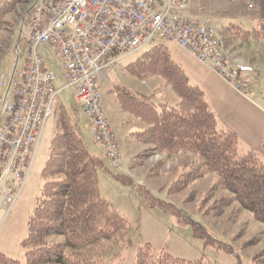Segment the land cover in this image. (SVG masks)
I'll return each mask as SVG.
<instances>
[{
    "label": "rangeland",
    "instance_id": "1",
    "mask_svg": "<svg viewBox=\"0 0 264 264\" xmlns=\"http://www.w3.org/2000/svg\"><path fill=\"white\" fill-rule=\"evenodd\" d=\"M7 1L0 0V7ZM247 1L252 0H189L186 12L187 15L194 16L196 21L213 28L223 41L230 62L238 63L237 65H243L240 57L249 61L250 55H241V52H237L240 41L227 34L223 27L233 22L249 29L256 24V14L253 9L246 8ZM32 2L33 0H22L12 12L3 16L5 21L0 26V79L4 82L8 81L9 74L13 71L17 47L20 45L19 48L22 49L27 13ZM159 42L168 47L173 60L182 65L191 81H196L194 72L204 70V67L184 49L174 42L162 39L152 41L107 68L104 79L98 83V90L101 106L117 144L120 156L118 162H113L108 157L106 147L96 143L81 109L74 107L73 91L64 87V77L52 58L50 48L38 47V52L47 67L56 76L54 88L61 89L53 102V114L43 126L26 183L9 213L3 219V212L0 213V253L24 261L26 248L21 242L27 234V220L44 182L41 172L48 157L50 140L56 130V112L63 107L76 121L89 153L99 160L97 178L100 196L108 200L113 209L132 226L127 235L131 244L111 247L99 263L132 264L138 247L148 243L156 251H165L185 260L201 259L205 264H264V224L256 221L249 211L240 209L237 203L217 214L219 207H215V201L228 193L226 190H219L213 196L209 193L210 186L216 178L214 174H207L180 190L170 191V186L187 169L188 165L183 164L189 163L191 155L167 157L150 151L148 145L136 141L132 136V133L141 130L144 124L121 110L114 92L115 86L150 96L157 104L162 102L174 104L178 101L161 77L153 76L140 80L129 74L125 67L142 51ZM258 42L249 50L253 59L263 64L264 40ZM261 75L259 81L252 84V76L248 75L249 93L251 99L264 110V68ZM217 126L231 130L220 123ZM239 141L241 152L252 149L247 147L241 138ZM257 153L264 161V152ZM119 177L133 186L138 185L147 190L153 199L163 201L165 208L148 207L139 192L130 184L122 182ZM173 211L178 213L173 214ZM188 221L203 228L208 235L209 243L206 242V237L194 233L193 226ZM60 239L54 237L51 240Z\"/></svg>",
    "mask_w": 264,
    "mask_h": 264
},
{
    "label": "trees",
    "instance_id": "2",
    "mask_svg": "<svg viewBox=\"0 0 264 264\" xmlns=\"http://www.w3.org/2000/svg\"><path fill=\"white\" fill-rule=\"evenodd\" d=\"M21 2L8 0L0 7V26L5 21L3 16ZM223 30L240 41L237 46L261 41L264 40V19L249 29L231 22ZM125 67L140 80L161 77L178 99L174 104H157L150 96L114 87L121 110L144 124L141 130L132 133L136 141L167 157L191 155L189 163L183 164L188 165L187 169L169 190H180L207 174H214L216 178L209 193L212 196L219 190L228 193L215 201V207H219L216 213L237 203L240 209L249 211L256 221L264 224V161L252 149L241 152L238 135L217 126L216 115L203 91L190 83L168 47L156 43ZM99 167V160L89 153L76 121L60 107L41 172L44 182L27 220V234L21 242L26 248L24 261L0 253V264H105L99 261L111 247L129 246L131 240L127 235L132 226L100 196ZM119 179L138 191L148 207L165 208L163 201L153 199L141 186ZM188 222L194 233L206 237L209 243L203 228ZM54 237L61 239L52 241ZM132 264L205 263L201 259L185 260L156 251L144 243L138 247Z\"/></svg>",
    "mask_w": 264,
    "mask_h": 264
},
{
    "label": "built area",
    "instance_id": "3",
    "mask_svg": "<svg viewBox=\"0 0 264 264\" xmlns=\"http://www.w3.org/2000/svg\"><path fill=\"white\" fill-rule=\"evenodd\" d=\"M236 1V0H232ZM248 9H255L247 1ZM189 0H33L17 47V64L0 79V213H9L28 178L46 120L61 88L38 52L49 49L96 143L119 161L117 144L101 106L98 83L120 58L152 41L174 42L207 65L237 93L248 96L250 81L234 66L212 27L187 15Z\"/></svg>",
    "mask_w": 264,
    "mask_h": 264
},
{
    "label": "crops",
    "instance_id": "4",
    "mask_svg": "<svg viewBox=\"0 0 264 264\" xmlns=\"http://www.w3.org/2000/svg\"><path fill=\"white\" fill-rule=\"evenodd\" d=\"M252 1L256 6L253 10L256 14L255 21L257 23L258 20L264 19V0ZM258 43V41H255L243 44L237 48V52H241V55H250L248 57L249 61H245L240 57L243 63L240 66L246 70L250 77L252 76L251 84L259 81L258 79L262 76L264 68V63H257V59H253L249 50V48L253 49ZM251 59L253 61H250ZM198 63L204 67V70L199 73L197 71L193 73L196 81H191L188 72L185 71L180 63L178 64L183 68L190 83L198 86L203 91L210 108L216 115L217 124L220 123L233 130L244 144L252 148V150L264 152V110L251 99L250 94L243 96L237 93L210 67L200 62ZM235 64L237 65L238 63L234 62L233 65Z\"/></svg>",
    "mask_w": 264,
    "mask_h": 264
},
{
    "label": "water",
    "instance_id": "5",
    "mask_svg": "<svg viewBox=\"0 0 264 264\" xmlns=\"http://www.w3.org/2000/svg\"><path fill=\"white\" fill-rule=\"evenodd\" d=\"M18 43H19V40L17 41V45H18ZM16 63H17V57L15 58V62H14V66H13V70H14L15 67H16Z\"/></svg>",
    "mask_w": 264,
    "mask_h": 264
},
{
    "label": "flooded vegetation",
    "instance_id": "6",
    "mask_svg": "<svg viewBox=\"0 0 264 264\" xmlns=\"http://www.w3.org/2000/svg\"><path fill=\"white\" fill-rule=\"evenodd\" d=\"M29 13H30V11H28V13H27V14H28V15H27V18H28V16H29Z\"/></svg>",
    "mask_w": 264,
    "mask_h": 264
}]
</instances>
